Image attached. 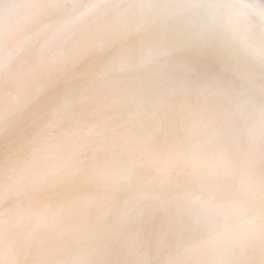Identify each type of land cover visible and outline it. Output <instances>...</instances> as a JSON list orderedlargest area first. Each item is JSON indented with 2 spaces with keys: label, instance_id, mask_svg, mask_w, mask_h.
<instances>
[{
  "label": "snow or ice",
  "instance_id": "snow-or-ice-1",
  "mask_svg": "<svg viewBox=\"0 0 264 264\" xmlns=\"http://www.w3.org/2000/svg\"><path fill=\"white\" fill-rule=\"evenodd\" d=\"M0 264H264V0H0Z\"/></svg>",
  "mask_w": 264,
  "mask_h": 264
}]
</instances>
